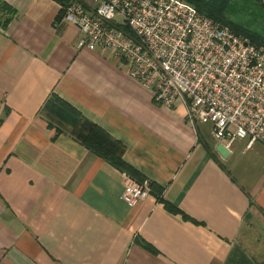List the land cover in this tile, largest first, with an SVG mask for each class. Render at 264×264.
Masks as SVG:
<instances>
[{"label": "crops", "instance_id": "obj_1", "mask_svg": "<svg viewBox=\"0 0 264 264\" xmlns=\"http://www.w3.org/2000/svg\"><path fill=\"white\" fill-rule=\"evenodd\" d=\"M61 11L0 0V264H264V145L222 157L210 126L80 48ZM90 124L155 186L138 206L122 200L125 173L81 143Z\"/></svg>", "mask_w": 264, "mask_h": 264}, {"label": "built area", "instance_id": "obj_2", "mask_svg": "<svg viewBox=\"0 0 264 264\" xmlns=\"http://www.w3.org/2000/svg\"><path fill=\"white\" fill-rule=\"evenodd\" d=\"M63 20L80 48L109 53L161 106L182 103L195 127L230 146L264 145V46L235 34L186 0H73ZM151 182L125 174L122 200L138 206Z\"/></svg>", "mask_w": 264, "mask_h": 264}, {"label": "trees", "instance_id": "obj_3", "mask_svg": "<svg viewBox=\"0 0 264 264\" xmlns=\"http://www.w3.org/2000/svg\"><path fill=\"white\" fill-rule=\"evenodd\" d=\"M61 6V18L64 16L65 8L73 0H56ZM192 4L199 13L207 16L208 18L214 20L215 22L229 27L235 34L241 35L243 37L249 38L253 43L264 46V34L257 32L248 26L249 23L246 21H252L249 18L244 21L238 22V16L242 14L238 11V2H255L256 5L264 13V0H186ZM245 23V24H244ZM247 24V25H246ZM246 25V26H245ZM50 102H54L63 108L67 112L71 113L74 120L79 117L77 111L63 102L60 98L53 96ZM81 143L88 148L90 151L96 153L98 156L105 159L108 163L113 165L118 170L131 176L139 182L145 181L144 178L140 177L139 173L123 159L124 146L114 138H112L108 133L97 125L90 124L86 133L81 138ZM152 190L155 186L151 183ZM146 247H148L146 245ZM153 250L151 247L148 248Z\"/></svg>", "mask_w": 264, "mask_h": 264}, {"label": "rangeland", "instance_id": "obj_4", "mask_svg": "<svg viewBox=\"0 0 264 264\" xmlns=\"http://www.w3.org/2000/svg\"><path fill=\"white\" fill-rule=\"evenodd\" d=\"M238 11L242 14V18L241 16H238V18H240V20L238 19V22L243 23L241 19L246 21V19H248L249 17L253 20L251 22L249 20L246 21L247 23H249L248 26H251L252 29L257 32L264 34V13L256 5L255 2H250V3L238 2ZM201 126L208 127L209 125H201Z\"/></svg>", "mask_w": 264, "mask_h": 264}, {"label": "water", "instance_id": "obj_5", "mask_svg": "<svg viewBox=\"0 0 264 264\" xmlns=\"http://www.w3.org/2000/svg\"><path fill=\"white\" fill-rule=\"evenodd\" d=\"M217 151L222 155V157H226L228 155V150L225 148L223 144L218 145Z\"/></svg>", "mask_w": 264, "mask_h": 264}]
</instances>
